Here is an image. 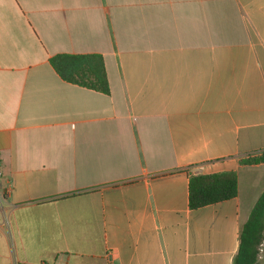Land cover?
<instances>
[{"label": "crops", "instance_id": "crops-1", "mask_svg": "<svg viewBox=\"0 0 264 264\" xmlns=\"http://www.w3.org/2000/svg\"><path fill=\"white\" fill-rule=\"evenodd\" d=\"M59 54L102 55L110 95ZM262 152L264 0H0V264H235Z\"/></svg>", "mask_w": 264, "mask_h": 264}, {"label": "trees", "instance_id": "trees-1", "mask_svg": "<svg viewBox=\"0 0 264 264\" xmlns=\"http://www.w3.org/2000/svg\"><path fill=\"white\" fill-rule=\"evenodd\" d=\"M57 75L65 82L110 95V84L102 55L59 54L50 59ZM264 163V152L243 161L245 165ZM238 177L235 172L191 176L189 207L197 210L234 199L238 195ZM76 196V195H73ZM264 239V192L255 204L240 235V247L235 264H256L259 246Z\"/></svg>", "mask_w": 264, "mask_h": 264}, {"label": "rangeland", "instance_id": "rangeland-1", "mask_svg": "<svg viewBox=\"0 0 264 264\" xmlns=\"http://www.w3.org/2000/svg\"><path fill=\"white\" fill-rule=\"evenodd\" d=\"M258 249H259V255L256 264H264V239Z\"/></svg>", "mask_w": 264, "mask_h": 264}, {"label": "built area", "instance_id": "built-area-1", "mask_svg": "<svg viewBox=\"0 0 264 264\" xmlns=\"http://www.w3.org/2000/svg\"><path fill=\"white\" fill-rule=\"evenodd\" d=\"M2 172H1V162H0V190H1Z\"/></svg>", "mask_w": 264, "mask_h": 264}]
</instances>
